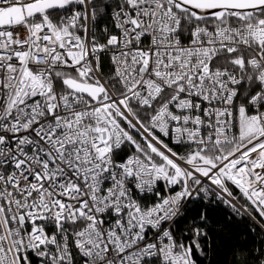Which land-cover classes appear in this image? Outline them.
I'll list each match as a JSON object with an SVG mask.
<instances>
[{"label":"snow or ice","instance_id":"6c2138e0","mask_svg":"<svg viewBox=\"0 0 264 264\" xmlns=\"http://www.w3.org/2000/svg\"><path fill=\"white\" fill-rule=\"evenodd\" d=\"M217 202L264 233V0H0V264H212Z\"/></svg>","mask_w":264,"mask_h":264},{"label":"trees","instance_id":"16d2710c","mask_svg":"<svg viewBox=\"0 0 264 264\" xmlns=\"http://www.w3.org/2000/svg\"><path fill=\"white\" fill-rule=\"evenodd\" d=\"M201 209H197V212ZM209 217L212 220L214 231V248L210 256L212 264H232V251L235 245H246L253 247V240L257 246L260 244L264 233L260 227L246 216L241 218L232 215L231 209L225 207L222 203L217 202L208 209ZM257 219H260L257 216ZM181 230L188 227V224L182 222L179 225ZM255 229V231H250ZM207 264V261L204 262Z\"/></svg>","mask_w":264,"mask_h":264}]
</instances>
